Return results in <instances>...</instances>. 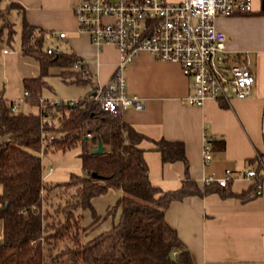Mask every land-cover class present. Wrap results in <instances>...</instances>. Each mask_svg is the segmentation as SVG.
<instances>
[{
	"label": "trees",
	"instance_id": "trees-1",
	"mask_svg": "<svg viewBox=\"0 0 264 264\" xmlns=\"http://www.w3.org/2000/svg\"><path fill=\"white\" fill-rule=\"evenodd\" d=\"M14 5L0 10V40L5 37L7 44L15 30L6 14ZM19 36L22 54L38 61L39 75L22 78L25 110L12 111V100L0 92V264H45L48 253L53 261L74 264H193L190 251L166 222L165 211L172 201L206 194L216 184L198 186L187 174L183 142L159 139L154 143L162 162L182 161L185 176L174 190L153 185L138 147L144 135L120 113L100 108L91 96L96 84L90 72L73 69L76 62L85 64L72 52L47 53L46 32L24 17ZM51 66L64 68L60 73L64 81L91 83L90 91L75 101L43 100L41 91ZM87 134L91 135L84 139ZM98 141L102 152L93 154ZM75 147H80L82 173L48 182L41 155ZM255 168L258 171V164ZM254 178L240 197L256 195L255 185L262 178ZM111 188L120 193L100 214L93 199ZM86 210L91 219L83 224ZM108 219V228L86 238Z\"/></svg>",
	"mask_w": 264,
	"mask_h": 264
},
{
	"label": "crops",
	"instance_id": "crops-1",
	"mask_svg": "<svg viewBox=\"0 0 264 264\" xmlns=\"http://www.w3.org/2000/svg\"><path fill=\"white\" fill-rule=\"evenodd\" d=\"M75 1L5 0L3 8L0 0V10L6 11L10 4H15L7 15L8 19L14 12L19 28L24 17L29 24L43 29L47 34V44L72 52L85 64L93 84L104 85L116 67L118 50L112 44L97 48L91 43L89 35L78 29L72 10ZM0 19L3 20L2 17ZM215 25L225 33L228 50L248 55L255 75L248 97L229 101L208 99L202 106L185 104L183 98L190 92L191 82L180 66L140 52L123 74L127 93L138 94L143 100V108H130L120 115L134 130L144 135L138 147L143 149L148 178L162 190H174L181 186L185 165L182 161L162 162L154 143L159 139L183 142L187 174L200 187L203 186L202 177L211 173L221 176L226 169L231 170L234 179L229 181L227 188L215 185L206 194L172 201L165 211L166 222L176 230L179 239L190 251L192 263L264 264V178L260 182V194L240 197L254 182L241 177L244 170L255 168L259 156L264 161L262 0H253L251 13L219 16L215 18ZM60 32H64L65 36L58 37ZM3 41L7 43L5 37L0 43ZM63 69L51 66L48 75L56 72L60 76ZM38 75L39 63L35 58L22 54L20 38L18 47L11 50L2 47L0 92L4 97L12 101L21 98L25 91L22 78ZM75 83L88 84L89 90L85 94L90 91L91 83ZM24 105L23 102V110ZM204 133L213 137L209 164H204L202 158ZM109 224L103 227L106 229ZM1 236L0 220V241Z\"/></svg>",
	"mask_w": 264,
	"mask_h": 264
},
{
	"label": "built area",
	"instance_id": "built-area-1",
	"mask_svg": "<svg viewBox=\"0 0 264 264\" xmlns=\"http://www.w3.org/2000/svg\"><path fill=\"white\" fill-rule=\"evenodd\" d=\"M72 10L78 29L89 35L93 45L101 48L112 44L118 50V61L110 80L96 85L91 95L105 112L116 114L130 108H143L138 94L127 93L123 74L140 52L180 66L191 82V90L183 98L185 104L202 106L208 99L229 101L246 98L251 93L255 75L248 55L227 49L226 35L216 27L215 18L251 13L253 0H76ZM64 36V32L58 34L60 38ZM60 50L58 45H51L47 53ZM73 68L89 73L80 62ZM25 95L27 91L12 101V111L23 109ZM212 140V136L204 133V164L211 161ZM257 163L258 171L247 168L241 177L264 178L263 157L259 156ZM51 171L50 166L44 178ZM231 179H234L231 170L226 169L221 176L211 173L202 177L201 182L227 188ZM254 191L261 193L260 182L256 183Z\"/></svg>",
	"mask_w": 264,
	"mask_h": 264
},
{
	"label": "rangeland",
	"instance_id": "rangeland-1",
	"mask_svg": "<svg viewBox=\"0 0 264 264\" xmlns=\"http://www.w3.org/2000/svg\"><path fill=\"white\" fill-rule=\"evenodd\" d=\"M5 0H1V7L4 8ZM11 13V21L14 22V30L15 33L13 35L12 41L7 44L4 41L0 43V50L2 47H6V49L11 50L15 47H18L19 43V20L16 18V15ZM8 15V14H6ZM10 17V16H9ZM2 19H0V22ZM47 82V86H45L41 91V98L50 102H67V101H75L79 97H83L85 93L89 90V85L86 83H75V82H67L61 79L57 73L49 74L45 77ZM24 107H26L24 105ZM91 134H87L90 136ZM80 151V147H75L66 151H47L41 155V162L43 165L44 173L52 167V171L50 172L48 182H61L69 180L71 173L80 174L82 173L81 168V160L78 155ZM119 191L115 189H109L108 192L104 195L98 196L93 199V205L95 206L98 213L103 214L105 209L113 203L115 198L119 195ZM90 212L88 210L83 211V224H87L90 221ZM110 220L101 224L95 230L87 233L86 238L93 236L94 234L105 229L103 226H108ZM63 246L62 242L59 243V246ZM51 257V253H48V257L46 259L45 264H74L66 260L61 261H53L49 258ZM79 264V263H78Z\"/></svg>",
	"mask_w": 264,
	"mask_h": 264
},
{
	"label": "water",
	"instance_id": "water-1",
	"mask_svg": "<svg viewBox=\"0 0 264 264\" xmlns=\"http://www.w3.org/2000/svg\"><path fill=\"white\" fill-rule=\"evenodd\" d=\"M262 10L264 11V0H262ZM88 136H85L84 139H87ZM102 152V144L100 143V141H98L97 146L93 149H91V153H101ZM92 175L94 177H96L97 175L95 173H92Z\"/></svg>",
	"mask_w": 264,
	"mask_h": 264
}]
</instances>
